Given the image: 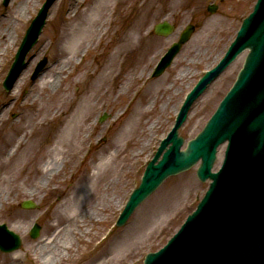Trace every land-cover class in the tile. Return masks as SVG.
Returning a JSON list of instances; mask_svg holds the SVG:
<instances>
[{
	"label": "rangeland",
	"instance_id": "rangeland-1",
	"mask_svg": "<svg viewBox=\"0 0 264 264\" xmlns=\"http://www.w3.org/2000/svg\"><path fill=\"white\" fill-rule=\"evenodd\" d=\"M23 1L9 0L4 7L0 0L1 161H5L10 149L15 150L14 146L24 132H31L34 122L40 124L43 116H31L35 114L34 108L30 107L31 103L40 107L49 101V106L52 105V96L38 89L42 79L30 80L36 63L42 57H47L48 64L44 71L46 75H52L65 58L61 48L67 41L71 27L76 23H88L91 18L96 22L90 36L77 48L78 56L83 55L75 58L68 69L72 75L65 82L61 81L58 96L71 98L65 115H60L58 111L52 112L56 108L55 102L50 107L49 114L43 117L45 124L40 142L44 149L43 155L35 161V151L30 153L27 158L32 164H28L30 167H25V170H22L24 164L18 166L19 173L25 172L16 181H13L15 170L11 169V183L8 181L9 176L0 171V224H6L22 240L18 250L11 253L0 252V264H45L39 254L40 248L65 224L72 225L75 232L69 234L71 247L61 250L63 259L56 264H141L146 253L162 247L176 232L203 196L208 183L198 181L195 175L197 166H194L164 181L134 211L124 226L114 227V222L130 192L139 183L145 165L153 157L160 140L172 127L185 94L204 71L213 67L223 56L242 19L251 11L256 0H109L107 8L99 16L92 9L97 0H57L49 10L38 42L27 55V67L17 79L18 86L15 87L14 84L15 90L12 91V88L6 92L2 88V81L26 27L44 2L30 0L28 6L22 9ZM212 3L217 4L213 14L206 10ZM163 20L170 21L177 27L168 37L156 36L152 31L153 25ZM10 22L11 27L8 26ZM188 23L197 27L190 40L161 76L151 78L152 68L160 56L178 39L180 31ZM6 28H9L10 37L7 42L2 39ZM89 40L91 45L83 51ZM143 54V61L137 65L136 62H139ZM244 56L245 53H242L194 103L179 130V135L185 142L201 130L231 87ZM104 65L111 67V71L107 80L96 91L100 97L97 99L92 96L90 100L91 113L79 134L82 143L75 144L74 150L69 146H58L66 119L73 114L82 95L91 93L92 74ZM180 72L186 74L178 79ZM68 73L64 71V74ZM131 76L137 77L136 80L124 94L117 97L124 84L123 77L127 80ZM148 88L150 91L146 93ZM154 96V107L141 116L140 112ZM136 105L139 107L135 109L136 113L138 110L140 113L139 127L134 136L124 137L122 130L127 125V120L130 117L138 120L139 113L132 114ZM162 105L166 106L165 109H161ZM102 115H106V118L99 122ZM156 119L158 122L155 124ZM30 122L31 125L27 127ZM18 126L27 128L25 127V131H13ZM10 133L12 141L6 138ZM142 141L146 143L145 146ZM117 147L120 149L115 153ZM224 148V145L219 147L214 170L218 168ZM57 149L63 152L58 153ZM68 150L70 153H66ZM56 152L59 154L57 158L64 159L63 166L49 182L38 187L42 164L48 157L53 158ZM37 154L38 151L36 156ZM32 171L33 176L28 179ZM169 188H177L180 197L167 214L158 215L151 220V230L154 232L149 233L133 249L113 252L115 243L135 225L141 212L144 210L146 213L149 203L152 201L150 205H153ZM26 199L34 201L38 208L22 209L20 202ZM78 199L81 200L80 205H83L81 215H86L87 212L85 221L77 219L76 222L67 223L66 220L65 224H61L63 226L58 225L59 213L71 218L77 216ZM68 207L73 210L68 211ZM33 223L41 225L40 236L34 240L28 235ZM76 223L78 226H75ZM18 226L23 233L17 229Z\"/></svg>",
	"mask_w": 264,
	"mask_h": 264
},
{
	"label": "water",
	"instance_id": "water-1",
	"mask_svg": "<svg viewBox=\"0 0 264 264\" xmlns=\"http://www.w3.org/2000/svg\"><path fill=\"white\" fill-rule=\"evenodd\" d=\"M54 0H46L41 9L38 12L37 17L32 21L30 27L27 29L26 34L23 38V41L19 47V50L15 56L14 63L4 81V87L9 89L16 77L20 73V71L25 67L24 58L29 49L36 42L38 34L44 24L47 10ZM7 0L4 1L6 3ZM264 7V0H259L254 13L247 19L244 20V23L241 27V31L239 33V38L236 40L233 50L235 52H240L244 48H249L250 53L246 57L245 65L243 69L240 71L238 75V79L236 81L235 86L230 91L228 96L222 102L220 108L213 116V118L207 123L204 130L197 136L196 139L190 141L188 143L187 150L180 151V146L182 144V138L177 136V128L181 125L186 117L187 110L189 108V104L196 97V95L202 90L204 85L213 78L217 72L223 67L219 66L207 73L199 82L196 89L189 95L186 103H184L176 121V125L169 135V137L164 140L161 144L158 153L155 156L154 161L159 156L161 151L171 143V146L163 155V159L157 164L154 165V161H152L145 172V175L142 179V184L140 187L134 191L132 194L125 211L120 217L118 224L121 225L125 222L127 217L131 214L133 209L145 198L147 197L167 176L176 174L183 170L188 169L196 161L201 158L202 162L197 171V175L200 180L204 181L206 178H211L214 182L211 184V188L208 191L207 195L211 190L218 187L221 183L220 175H215L210 173L211 165L215 158V150L216 147L222 143L224 140H232L234 127H225L223 126V119L226 115L228 106L232 102V99L241 89L245 80H247L254 64L257 59L264 52V22L256 21L257 18H261V15H257L260 6ZM264 9V8H263ZM215 7H212L210 11H214ZM262 10V8H261ZM174 27L170 25L168 22L163 21L162 23L156 24L154 26V32L157 35L166 36L173 31ZM194 27L189 25L186 27V30L182 33L180 40L178 43L174 44L172 48L169 50L166 58L161 63L156 71V75H159L170 63L174 54L180 48V45L186 42L189 39V36L193 32ZM44 61L41 62L35 72L34 77L38 74V72L42 69ZM232 156L230 158L231 162ZM208 197V196H207ZM216 198H213L206 202L204 206L201 208L200 212L196 214L195 218H193L188 226L190 229L196 221L200 219L202 214L204 213L207 206L214 201ZM206 200V199H205ZM205 202V201H204ZM203 202V203H204ZM203 205V204H202ZM23 208H32L34 204L30 201H25L21 204ZM207 225L206 227H208ZM39 226L35 225L31 230L30 234L33 238L38 236ZM201 225H196L194 229H187L182 236L175 237L169 244V246L160 251L158 254H149L145 259V264L162 263L163 258L162 255L166 252L176 253L180 248H182L185 252H189L193 256L200 254L199 242H205L209 240L207 237H203L207 232V228H203ZM20 245V239L14 233L8 231L4 225L0 226V249L3 251L13 250ZM181 249V250H182ZM180 251V250H179ZM178 251V252H179ZM220 264H241L238 263L235 259L231 257H225L220 261Z\"/></svg>",
	"mask_w": 264,
	"mask_h": 264
},
{
	"label": "bare ground",
	"instance_id": "bare-ground-1",
	"mask_svg": "<svg viewBox=\"0 0 264 264\" xmlns=\"http://www.w3.org/2000/svg\"><path fill=\"white\" fill-rule=\"evenodd\" d=\"M29 1L30 0L23 1L24 3L22 4V9L28 6ZM108 1L109 0H97L94 7L92 8L93 13H96L98 16L100 14L102 15V12L107 8L109 4ZM95 22L96 20H94V18H91L88 21V23H82V24L76 23L73 27H71L70 31L67 34V41L65 44L62 45V48H61V51L65 55L64 56L65 58L61 61V63L58 65V67L56 68V70L54 71L52 75L50 74L46 75L44 71L39 76V79H42V81L39 84L38 89L52 96L50 98V104L53 105L55 102H57L55 103L56 108L52 111L53 113L57 111L60 113V115H65L66 113L65 112L67 108L66 106L70 104L71 98L69 96L59 97L57 93L61 91V88H60L61 81L65 82V79H68V77L72 75V72L69 71L68 69L72 65L73 60L83 54L82 53L78 56L77 48L82 44L85 38H88L90 36ZM8 26L11 27V22L8 23ZM6 29L4 32L5 34H2L3 35L2 39L5 42H7V40L10 38L9 32H8L9 28L7 30ZM90 45H91V41L89 40L88 45L83 48V51L87 50ZM124 47L126 48L125 43H124ZM144 57H145V54H143L140 57L139 62L138 63L136 62V64L137 65L140 64L143 61ZM108 65L102 66V68H100L98 72L92 74L93 80L91 81V85H90V88H92L90 90L91 93L90 94L84 93L82 95L81 97L82 99L76 103V106L73 109V112H72L73 114L68 119H66L65 129L62 132L63 135L59 139V143L57 144L58 146H61V147L69 146L70 149L74 150L75 144L82 143V140L80 139L79 134L82 131L81 129H83L84 123L88 121L89 115L91 113L92 107L90 105V100L92 96L96 97L97 99L100 97V95H98L96 91L99 90L100 86H102L104 82L107 80V75L111 71V67H109ZM64 71L65 72L68 71L69 73L64 74ZM185 74H186L185 72H180L177 78L179 79L185 76ZM48 78L49 80L47 81ZM136 78L137 77L135 76L134 78L133 76H131L130 79L126 80V77H123L124 84L122 85V88L118 92L117 97H119L121 94H124L126 90H128V88L130 87L132 82L136 80ZM18 84H19V81L15 83V87H17ZM15 87L13 88L12 91L15 90ZM146 87L147 86H145V88ZM149 91H150V88H148L146 93ZM104 93H106V90ZM146 93H143V94H146ZM155 99L156 98L154 96L149 102V104L147 105V107L144 108L143 111L140 112L141 116L143 114H147V112L150 111L152 107H154ZM47 105L49 106V101L45 105L40 106V107L36 106L35 103L32 102L30 107L34 108L35 114L31 116L35 118L37 114H38L37 115L38 117L39 115L43 117L48 115L49 114L48 112H50V107L52 105L49 107ZM165 107H166L165 105L164 106L162 105L161 109H165ZM137 108L139 107L136 105L132 114L137 115L139 113V110L136 113L135 109ZM140 113H139L138 120L137 119L133 120L132 117H130L127 120V125L122 130L124 137H132L135 135L139 127ZM32 117H31V120H32ZM43 117H42V120H40V124H38L37 122L33 123L31 132H24L22 134L21 136L22 138L20 137V139L17 141V143L14 146L15 150L10 149L7 152L5 161L3 159L1 161L0 159V171H2L3 173L9 176L8 181L10 183H11V169L15 170L13 174V181H16L20 179V177L23 176L25 172V171H20L19 173L17 169L18 166L24 164L22 166L23 167L22 170H25V167L26 169L30 167L28 166V164H32L30 163L31 161L27 158L30 153L35 151L33 153L34 158L36 159L35 161H38L39 160L38 157L43 155L44 149L41 147V144H40L41 139L43 138L42 131H43V127L45 124L44 123L45 119H43ZM157 122H158V119L155 120V124ZM30 125H31V122L27 124V127H29ZM25 127H21V126L14 127L13 131H16V132H19L21 130L25 131L27 128ZM150 129H151V126H149V130ZM6 138L8 141L13 140V136L11 135V133L6 135ZM123 139L125 140L126 138H123ZM145 144L143 146H145ZM56 148L58 147L56 146ZM119 149L120 147H117L115 153ZM37 151H38V154L36 156ZM57 151L58 153L63 152L60 149H57ZM66 153H70V151L68 150L66 151ZM58 155L59 154H57L56 152L53 158L49 159L50 157H48L47 160L42 164V172H41L42 174L40 176L41 181L38 187H42L43 184H46L47 182H49L50 178L61 169V166H63L64 159L57 158ZM32 176H33V171L28 176V179H31ZM15 190L19 192V189L17 187H15ZM1 197H2V194H0V200H1ZM179 197H180V192L178 191L177 188H169L167 191L163 193V195H161L155 201L153 205H150L152 204V201H151L149 203V206L147 207L148 211L145 213V211L143 210L141 212V216H139V218L136 220L137 222L136 223L134 222L135 225L131 226L125 232V234L115 243V245L113 246V252H115L116 250L118 252H121L122 249H129V250L133 249L135 245L140 243L143 240V238H145L149 233L154 232L153 230H151L153 228L152 226L153 224L151 220H153V218H156L158 215L161 216L162 214H167L172 208L173 204L177 201V199H179ZM80 202L81 200L78 199V203H76V204H79L76 217L71 218V216H64L61 213L57 214L58 225H61L63 223L65 224L66 220L68 221L67 223H69V221L71 222L72 221L76 222L78 220L80 222L85 221V218H87V212H86V215H83V214L81 215V208L83 205L81 206L80 204L82 203ZM67 210L72 211L73 208L68 207ZM76 225L77 223L75 224V226ZM17 229L21 231V233L24 232L22 231L20 226H18ZM74 232L75 231H73L72 225L65 224L61 229H59L58 232L54 233L55 235L53 234V236H50V239L48 241H45L40 248L39 254H41L42 259L41 258L40 259L42 260V262L45 264H56L57 262L61 261V259H63L61 250L71 247V241L69 238L70 237L69 234L70 235L74 234ZM113 252L111 251L110 253H113ZM106 255L107 254H105V256Z\"/></svg>",
	"mask_w": 264,
	"mask_h": 264
}]
</instances>
